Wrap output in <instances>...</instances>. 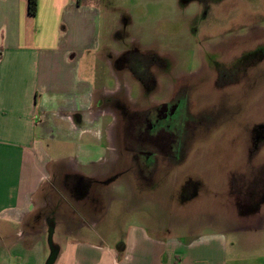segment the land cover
Masks as SVG:
<instances>
[{
  "label": "rangeland",
  "instance_id": "obj_1",
  "mask_svg": "<svg viewBox=\"0 0 264 264\" xmlns=\"http://www.w3.org/2000/svg\"><path fill=\"white\" fill-rule=\"evenodd\" d=\"M97 1L103 11L99 62L83 58L81 76L97 87L104 80L106 91H115L121 105L131 107L143 86L128 67L116 66L115 57L131 44L144 52L154 49L165 58V75L156 70L157 89L145 98L160 94V102L167 100L166 94L178 88L175 77H182L196 118L187 120L185 160L171 164L159 157V173L148 183L128 167L124 121L109 105L117 117L111 131L119 146L114 170L95 181L70 175L65 166L51 167L57 175L44 188L43 211L33 214L43 223L38 229L48 249L44 264L51 254L52 209H74L75 219L94 218L113 197L117 215H107L97 227L108 226L111 242L141 224L154 234L218 237L224 264H264V0ZM106 168L110 171V165ZM80 193L84 199L77 197ZM61 230L65 227L54 232L53 243Z\"/></svg>",
  "mask_w": 264,
  "mask_h": 264
},
{
  "label": "crops",
  "instance_id": "obj_2",
  "mask_svg": "<svg viewBox=\"0 0 264 264\" xmlns=\"http://www.w3.org/2000/svg\"><path fill=\"white\" fill-rule=\"evenodd\" d=\"M102 17L97 0H38L36 15L28 0H0V264L45 263L43 223L34 215L59 167L97 181L118 162L105 81L97 87L80 74L86 56L99 62ZM112 199L94 218L52 209L54 232L65 227L54 242V264H224L218 237L154 234L135 224L111 242L108 226L97 227L117 215Z\"/></svg>",
  "mask_w": 264,
  "mask_h": 264
},
{
  "label": "flooded vegetation",
  "instance_id": "obj_3",
  "mask_svg": "<svg viewBox=\"0 0 264 264\" xmlns=\"http://www.w3.org/2000/svg\"><path fill=\"white\" fill-rule=\"evenodd\" d=\"M200 1L208 2L209 0ZM123 19L122 30L126 31L129 25L128 18L124 17ZM150 45L153 46L154 44L151 43ZM130 46L129 48L126 46L121 53H118L114 61L120 69L128 67L131 70L143 86V91L139 92L137 99L132 100L130 103L131 107L121 105L120 100L115 98V91H105L102 100L103 103L105 102L104 108L106 110H111L109 105L117 107L119 115H121L120 117L124 121L122 139L125 141V143L123 142L125 150L130 153L132 161L128 167L135 168V174L141 178H148V183H150L155 179L157 173H159V170H157L160 163L159 157H162L171 164L182 163L185 160L187 141L184 137L191 132L190 129H186V125L189 122L187 120L191 116L195 117L196 115L193 112V103L187 95V91L190 88H188L187 83L182 82V77H175L178 88L174 91L173 95L169 96L168 93V95L166 94V97L168 96L167 100L160 102V94H157V98L154 99L145 98V93L151 94V92L157 89L156 70L165 75L163 71L166 65L165 58L162 59L160 54L154 49L144 52L135 44H131ZM110 57L112 58L114 55H110ZM142 99L145 101L144 105L142 104L143 108H136V105ZM115 119L117 123L116 116ZM195 121L198 125L199 120ZM197 125H195V129ZM113 140L117 145L116 139L114 138ZM178 152L184 154L182 159L178 155ZM123 172L116 173L114 176L109 177V179H113Z\"/></svg>",
  "mask_w": 264,
  "mask_h": 264
},
{
  "label": "water",
  "instance_id": "obj_4",
  "mask_svg": "<svg viewBox=\"0 0 264 264\" xmlns=\"http://www.w3.org/2000/svg\"><path fill=\"white\" fill-rule=\"evenodd\" d=\"M48 234H49V243L51 246V254L50 257L48 259V261L46 262V264H54L57 255H58V249L56 248V246L53 243V234H54V227L53 226H49V230H48Z\"/></svg>",
  "mask_w": 264,
  "mask_h": 264
},
{
  "label": "trees",
  "instance_id": "obj_5",
  "mask_svg": "<svg viewBox=\"0 0 264 264\" xmlns=\"http://www.w3.org/2000/svg\"><path fill=\"white\" fill-rule=\"evenodd\" d=\"M28 8L31 15H36L38 11V0H28Z\"/></svg>",
  "mask_w": 264,
  "mask_h": 264
}]
</instances>
